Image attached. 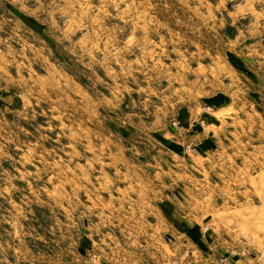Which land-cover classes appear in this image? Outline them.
Returning a JSON list of instances; mask_svg holds the SVG:
<instances>
[{"label":"rangeland","instance_id":"374dc122","mask_svg":"<svg viewBox=\"0 0 264 264\" xmlns=\"http://www.w3.org/2000/svg\"><path fill=\"white\" fill-rule=\"evenodd\" d=\"M6 224L0 264H264V0H0Z\"/></svg>","mask_w":264,"mask_h":264},{"label":"crops","instance_id":"0c3cea01","mask_svg":"<svg viewBox=\"0 0 264 264\" xmlns=\"http://www.w3.org/2000/svg\"><path fill=\"white\" fill-rule=\"evenodd\" d=\"M0 228H1L0 236H2V235H6L7 236V238H5L4 242H1V240H0V257H3V254H4V258L1 259L0 261H4L5 263H10L9 258H6V257L8 256V254L11 256V252H12V249H13L12 248V244H13L12 235H13V232H12V230H10L11 227L8 224H6L4 226L1 225ZM10 259H11V257H10Z\"/></svg>","mask_w":264,"mask_h":264}]
</instances>
